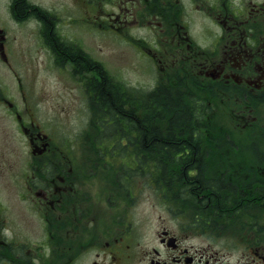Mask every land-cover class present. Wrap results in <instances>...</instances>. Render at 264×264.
<instances>
[{
	"label": "flooded vegetation",
	"instance_id": "1",
	"mask_svg": "<svg viewBox=\"0 0 264 264\" xmlns=\"http://www.w3.org/2000/svg\"><path fill=\"white\" fill-rule=\"evenodd\" d=\"M58 1L60 6L48 0H26L29 13L25 15L17 12L15 0L2 3L0 68L11 65L10 56L19 50L17 38L10 39L7 34L10 23L30 30L45 52L42 64L46 70L74 82L88 99L89 111L90 67L76 69L74 61L63 60L57 48L60 44L81 51L84 61L102 67L99 74L104 79L106 67L87 51L85 34L103 38L109 34L116 46L129 45L136 50L138 65L148 59L162 65L164 81H184L210 93L215 113L219 112L218 99L220 104L227 101L230 113L228 106L235 105L237 111L233 110L244 119L251 118L252 103L264 110V0ZM48 18L53 40L46 30ZM0 106L28 135L33 151L27 173L22 176L25 189H0V264H126L122 262L124 250L133 252L146 240L142 235L133 240L126 223L124 208L132 203L133 189L117 185L99 190L90 189L88 184L92 172L110 175L109 163L120 156L106 155L104 142L134 144L125 138L103 139L99 148L102 156L92 161L90 169L89 162V166L79 165L84 155L76 153L74 140L51 141L40 131L33 133L22 121L19 108L1 89ZM12 196L15 203L10 202ZM162 203L176 226L172 229L168 222L155 242L150 240V249L138 258L144 264H264L263 199L253 202V208L247 207L244 223L237 226L227 222V217H187L185 208L176 210V203ZM195 238L210 241L203 246L194 244ZM126 242L133 245H124Z\"/></svg>",
	"mask_w": 264,
	"mask_h": 264
},
{
	"label": "trees",
	"instance_id": "2",
	"mask_svg": "<svg viewBox=\"0 0 264 264\" xmlns=\"http://www.w3.org/2000/svg\"><path fill=\"white\" fill-rule=\"evenodd\" d=\"M14 4L20 15L29 13L26 0ZM45 25L53 40L52 21L48 18ZM62 46L57 51L63 60H73L76 69L89 66L93 74L87 83L91 149L102 156L103 139L125 138L134 144L104 142L106 155H120L109 163L117 174L115 186L134 189L136 180L142 179L145 187L160 189L164 201L176 203L174 209L185 208L187 217H227L234 225L244 223L253 202L264 201V153L258 148L263 146L262 137L254 139L255 144L261 143L254 150L253 145L236 144L224 131L209 127L210 109L198 95L199 88L185 83L160 84L153 91L130 88L108 72L102 79L98 63L89 64L81 51ZM245 148L250 155L241 150ZM125 157L118 165L119 158Z\"/></svg>",
	"mask_w": 264,
	"mask_h": 264
},
{
	"label": "rangeland",
	"instance_id": "3",
	"mask_svg": "<svg viewBox=\"0 0 264 264\" xmlns=\"http://www.w3.org/2000/svg\"><path fill=\"white\" fill-rule=\"evenodd\" d=\"M4 1H0V6ZM48 3L60 6L58 0H48ZM13 25V23H10V27L8 25L7 34L10 39L17 38L19 50L10 56L11 65L5 64L4 66L3 64L0 68V89L7 92L14 106L19 108L22 121L31 128L33 133L39 131L46 133L50 136L51 141L74 140L76 153L84 155V158H80L79 165L92 163L95 158L100 156L96 154V150L93 151L90 147V141H93V138L88 136L89 131L83 132L86 127L89 130L87 124L89 116H92V111H88L87 108L88 99L83 97L80 88L74 82L62 80L60 76L46 70L42 64L45 62V52L40 50L41 47L38 46L35 34L30 30L26 32L15 28L16 26ZM85 35L88 36L86 39L87 51L96 55L107 70L113 76L118 75L119 80H122L128 87L153 91L160 84L165 85L166 81L162 79L164 77L163 66L157 61L148 59L144 65L140 66L134 60L135 57L137 58L136 50L131 46H116L114 39L109 34H105L104 38L94 34ZM24 50L26 53L23 57ZM174 82L181 83L180 81ZM200 96L206 100L208 105L213 102L210 93L202 91ZM220 102L222 101L218 99L217 103L220 105L218 113L214 115L210 111L211 124L216 125L218 129L224 125L223 131L232 137L230 140L236 141V144L240 142L248 147L253 145L254 150L261 145L260 142L257 143L258 145L255 144L254 139L262 137L259 141H262L263 146L258 148L264 153V119L258 124L249 123V120L252 121L249 117L244 119V117L237 116L235 105L228 106L230 113L226 107L227 101L225 100L224 104H220ZM2 105L5 107L4 104ZM3 112L4 108L0 106V189H25L22 184V176L24 177V173H27L28 164L33 159L29 147V137L19 130L18 122H15L12 116L5 115ZM262 112L264 113V110H257L252 117H260ZM211 124L210 126H212ZM209 133L211 135L212 130ZM80 139L82 141L77 145ZM53 144L55 145V143ZM258 148L257 150H259ZM241 150L245 155L251 154L249 149ZM48 153L52 155L53 151ZM119 159L121 165L127 160L126 157ZM114 171L110 175L102 171L92 172L91 182L88 184L90 189L100 190L106 186L114 187L117 176ZM261 171L264 172V170ZM135 183L133 192L131 191V205L129 207L123 205L122 208L126 207L124 208L126 223L130 226V231L133 232L132 239L135 240L142 235L141 237L146 240H144L145 244L139 245L133 252H127L128 249L124 250L122 262L126 264H144L138 258L150 249L152 245L150 240L155 242L161 227L167 226L168 222L173 225L172 229H175L176 226V222L171 220L170 215L166 212L165 204L162 203L164 201L160 195L162 191L153 186L145 187L142 179L136 180ZM10 202H16L13 196ZM99 206L100 204L96 201V207ZM235 225L237 226L238 223ZM209 241V239L195 238L193 243H201L206 246ZM125 244L133 245L129 242Z\"/></svg>",
	"mask_w": 264,
	"mask_h": 264
}]
</instances>
